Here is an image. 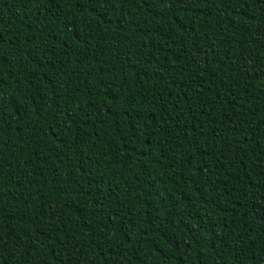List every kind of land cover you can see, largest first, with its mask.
I'll use <instances>...</instances> for the list:
<instances>
[{"label": "trees", "instance_id": "1", "mask_svg": "<svg viewBox=\"0 0 264 264\" xmlns=\"http://www.w3.org/2000/svg\"><path fill=\"white\" fill-rule=\"evenodd\" d=\"M0 264H264V0H0Z\"/></svg>", "mask_w": 264, "mask_h": 264}]
</instances>
